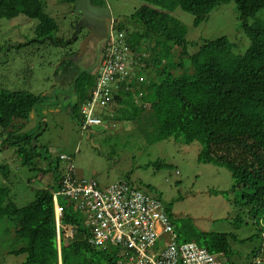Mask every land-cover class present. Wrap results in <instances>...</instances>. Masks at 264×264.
<instances>
[{
    "label": "trees",
    "instance_id": "16d2710c",
    "mask_svg": "<svg viewBox=\"0 0 264 264\" xmlns=\"http://www.w3.org/2000/svg\"><path fill=\"white\" fill-rule=\"evenodd\" d=\"M94 1L105 4L104 0ZM142 1L144 3L131 16L115 25L119 31H124V42L129 44L134 54L135 62L131 70L134 75L121 81L117 88L108 93L110 101L106 112L102 113L103 119L140 124L146 121L154 126L157 141L174 137L186 143L200 142L202 149L199 160L227 167L234 178L232 187L227 191L236 193L234 202L238 214L233 218V225L240 227L251 221L257 225V235L262 239L264 0ZM61 2L72 7L75 0ZM228 2L236 4L240 26L249 45L240 51L227 36H221L204 41L196 52H190L187 38L189 29L177 17L176 11L181 8L192 14L194 25L198 26L216 7ZM21 14L39 20L36 38L26 44L33 41L54 45L66 43L59 34L58 22L46 10L43 0H0V20ZM129 22L132 23L131 27L128 26ZM66 54L67 58L61 59L56 75L62 69L63 75L58 79L69 88L62 91L64 96L70 98L73 96L71 93L76 95V100L69 102L66 109L82 125V109L93 98V91L98 87L100 67L95 73L86 71L79 74V66L72 65L75 53L70 51ZM105 55L106 49L103 57ZM54 91L53 95H57V88ZM58 100H61L60 96ZM43 101L41 95L30 90L0 89V139L5 137L0 141V151L7 146L15 147V154L23 165L39 174L53 175L52 182L38 189L35 198L28 204L19 206L10 192L0 202L2 230L14 239L8 253L25 254L23 264H59V261L61 264H100L104 261L117 264L111 252L97 249L89 243L87 237L91 233L83 214L74 206V201L65 195L59 196V203L63 207L59 247L54 193L61 189L68 173L77 178L73 160H66L71 164L69 172L63 174L59 155L54 158L47 146L38 144V127L26 131L12 130L16 121L38 118ZM43 162L44 165L41 164ZM11 174L9 164L0 158V175L8 179L14 188ZM151 196L164 203L161 197ZM164 205L170 220L169 209ZM171 223L175 226L178 240H196L210 252L223 253L225 264H233L231 256L234 249L230 241L231 238L236 239L233 231L198 233L186 227L178 228L174 221ZM66 225L76 228L74 238L65 236L63 226ZM66 239L70 241L66 243ZM258 250V254L264 252L262 243Z\"/></svg>",
    "mask_w": 264,
    "mask_h": 264
},
{
    "label": "rangeland",
    "instance_id": "374dc122",
    "mask_svg": "<svg viewBox=\"0 0 264 264\" xmlns=\"http://www.w3.org/2000/svg\"><path fill=\"white\" fill-rule=\"evenodd\" d=\"M43 2L46 10L58 22L61 38L72 37L75 34L74 22L79 14L61 0ZM104 2L118 22H124L144 3L142 0ZM175 14L189 29L188 49L192 53L204 41L221 36H227L240 51L249 45L234 2L219 5L198 26L194 25V16L189 12L179 8ZM38 23L39 20L23 14L0 20V89H26L44 99L38 118L16 121L12 130L26 131L38 127V144L47 146L54 158L60 153L70 156L75 165L74 174L79 179L95 178L101 185L107 186L126 178L143 191L161 197L169 209L170 220L178 228L186 227L198 233L233 231L236 234V239H230L234 249L231 256L233 264L252 263L256 254L260 255L257 251L262 240L253 222L248 221L240 227L233 225L238 211L234 202L236 193L227 192L234 182L231 171L223 165L201 162L199 153L202 144L198 141L186 143L174 137L157 141L154 126L146 121L140 124L104 120V125H94L90 132L82 130L66 109L69 102L76 100V95L71 93L72 97L63 98L62 89H57V95H53L55 88L63 84L56 78V69L61 59L67 58V52L76 53L79 50V42L65 40L64 45H54L33 41L26 44L36 38ZM131 24L129 22L128 26L131 27ZM114 33L118 37L117 28ZM83 59L72 62V65H81ZM56 96H60L61 100L57 101ZM105 109L102 108V113L106 112ZM3 139L5 137L0 141ZM15 150V147L7 146L0 151V158L9 164L11 179L15 183L13 188L9 180L0 175V202L10 192L12 199L19 206H24L35 198L38 189L52 182L53 175H43L29 169L22 164ZM159 163L162 165L158 166ZM60 169L67 174L69 162L60 160ZM3 226L0 224L1 264H23L25 254L9 255L14 239L2 230ZM66 240V243L70 241ZM223 259L226 260L225 257ZM100 264L109 263L104 261Z\"/></svg>",
    "mask_w": 264,
    "mask_h": 264
},
{
    "label": "built area",
    "instance_id": "2783aa9c",
    "mask_svg": "<svg viewBox=\"0 0 264 264\" xmlns=\"http://www.w3.org/2000/svg\"><path fill=\"white\" fill-rule=\"evenodd\" d=\"M134 58L124 42V31L118 30V37L113 32L98 72V87L82 109V130L90 132L92 126L104 124L102 108L109 104L108 93L134 75ZM59 158L71 160L63 153ZM60 195L73 200L83 214L91 233L89 243L111 252L117 264H225L223 253L210 252L193 239L178 240L164 203L125 178L103 186L95 178L79 181L68 173L54 193L56 213L62 215ZM57 225L60 235L62 224ZM63 227L67 238L75 236L74 226ZM261 240L264 250V233ZM263 253L250 264H264Z\"/></svg>",
    "mask_w": 264,
    "mask_h": 264
},
{
    "label": "flooded vegetation",
    "instance_id": "af4514ba",
    "mask_svg": "<svg viewBox=\"0 0 264 264\" xmlns=\"http://www.w3.org/2000/svg\"><path fill=\"white\" fill-rule=\"evenodd\" d=\"M93 3H96V2L93 0ZM96 4L100 5V6L106 5V4H99V3H96ZM72 8L74 9V6H72ZM74 12H75V10H74ZM101 18H102V20L104 18L106 20L108 19L106 17H101ZM81 19H82V14H79V17L76 21L80 22ZM76 21L74 22L75 28L73 30L75 34L69 38L70 40L69 39H65V40H68L69 42H74V43L79 42V50L75 53V57H73L74 61H77L81 58H84L83 59L84 62H82V64L79 65L80 67L78 68L79 74L82 72H86V71L95 73L103 62L104 49H106L109 37L111 34H113L115 25L118 21H116V19H114L112 24L109 23V21H108L106 23V26H104V28H100V27L94 28L93 35L89 38L88 43H87V47L82 54H79L80 53V46H81L82 42L90 36L91 31L87 28L79 29L77 26L78 22L76 23ZM99 21H100V19H99ZM100 58H101V60H100L99 66L97 67L96 64ZM62 75H63V71L61 70L58 73V75H56V78H60ZM59 81H61L63 83V81L61 79H59ZM65 86L66 85L64 83L60 84V86L57 89H62L63 92H65L66 90L69 89ZM67 97H69V96H67V95L64 96V98L68 99ZM56 99H58V96H56Z\"/></svg>",
    "mask_w": 264,
    "mask_h": 264
},
{
    "label": "water",
    "instance_id": "95a60500",
    "mask_svg": "<svg viewBox=\"0 0 264 264\" xmlns=\"http://www.w3.org/2000/svg\"><path fill=\"white\" fill-rule=\"evenodd\" d=\"M74 10L75 12L82 14V19L80 22H78V28L83 29L87 28L89 29L90 36L85 39L81 46H80V53L82 54L84 50L87 47V43L89 38L93 35L94 28H104L106 26V23L109 21V23H113L114 19L112 18L111 9L108 5L100 6L96 3H93V0H75L74 4ZM101 17L108 18L107 20L104 18L102 20ZM100 19V21H99ZM118 21V20H116ZM68 41V40H67ZM101 58L98 60L96 66H99ZM60 215H57V220L59 221Z\"/></svg>",
    "mask_w": 264,
    "mask_h": 264
},
{
    "label": "clouds",
    "instance_id": "9594fccd",
    "mask_svg": "<svg viewBox=\"0 0 264 264\" xmlns=\"http://www.w3.org/2000/svg\"><path fill=\"white\" fill-rule=\"evenodd\" d=\"M115 29V28H114ZM110 38V37H109ZM80 127H81V125H80ZM61 154V153H60ZM59 154V155H60ZM70 157V156H69ZM71 158V157H70ZM61 160V159H60ZM126 179V178H125ZM57 214V213H56ZM58 215V214H57ZM60 215V214H59ZM60 217H61V215H60ZM57 222H60V219H59V221L57 220ZM60 241V242H59ZM58 242H59V247L61 248V232H60V235H59V233H58Z\"/></svg>",
    "mask_w": 264,
    "mask_h": 264
}]
</instances>
